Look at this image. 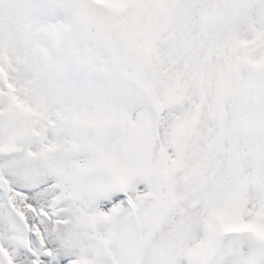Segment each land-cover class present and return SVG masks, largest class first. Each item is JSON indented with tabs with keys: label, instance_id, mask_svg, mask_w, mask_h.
Here are the masks:
<instances>
[{
	"label": "snow or ice",
	"instance_id": "obj_1",
	"mask_svg": "<svg viewBox=\"0 0 264 264\" xmlns=\"http://www.w3.org/2000/svg\"><path fill=\"white\" fill-rule=\"evenodd\" d=\"M0 264H264V0H0Z\"/></svg>",
	"mask_w": 264,
	"mask_h": 264
}]
</instances>
